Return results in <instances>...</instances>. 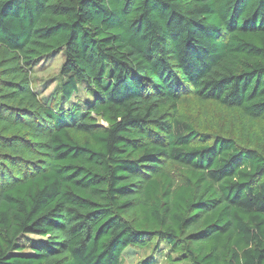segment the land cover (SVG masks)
<instances>
[{
    "label": "trees",
    "instance_id": "1",
    "mask_svg": "<svg viewBox=\"0 0 264 264\" xmlns=\"http://www.w3.org/2000/svg\"><path fill=\"white\" fill-rule=\"evenodd\" d=\"M59 52L0 116V264H264V0H0L6 80Z\"/></svg>",
    "mask_w": 264,
    "mask_h": 264
},
{
    "label": "rangeland",
    "instance_id": "2",
    "mask_svg": "<svg viewBox=\"0 0 264 264\" xmlns=\"http://www.w3.org/2000/svg\"><path fill=\"white\" fill-rule=\"evenodd\" d=\"M12 59H14L13 56L10 58V60ZM4 60L5 59L2 57V60L0 61V116L9 117L12 119L14 114H18V116L21 118L25 116V121H29L31 119L29 115L33 112V110L27 106L18 105L19 101H11L12 98H16L13 88L17 89V86L27 82L28 87L30 90H32L36 98L40 100L41 104L42 101H47L46 105H48V101L51 102L56 97H58L59 87L62 83L60 70L64 63V53H56L52 57L42 59L39 63L30 67L27 70V80L20 81L21 83L16 82L15 80H6V78L3 76V74L7 72L4 70L7 61ZM5 87H9L11 90L6 91ZM88 98L89 96L87 95L86 90L81 87L78 94L72 99V102L82 104V102ZM17 119L18 121H21L19 118ZM27 129L28 131H32V129ZM19 135L24 138H28L26 132L19 130L9 132V130L0 128V142H5L10 136H13L17 142V136ZM23 150L25 151L21 154V158L25 159L26 161L38 164L44 162V155L36 153L29 154L28 152L30 151H28L27 148H24ZM2 154L7 156L9 153L0 151V166H3L2 169L4 171H7V165L4 164L6 159ZM13 171L14 170L10 168V172L13 173ZM35 238L37 237L22 239L20 243L28 248ZM148 256H153L156 264H185L175 262L177 259L176 255H172V260L170 261L168 259L170 256L169 248H166L163 243H157L156 241L151 242L150 246L146 245L144 248L137 246L127 248L121 258V264H137L140 260Z\"/></svg>",
    "mask_w": 264,
    "mask_h": 264
}]
</instances>
